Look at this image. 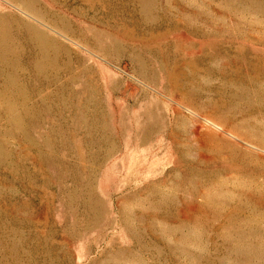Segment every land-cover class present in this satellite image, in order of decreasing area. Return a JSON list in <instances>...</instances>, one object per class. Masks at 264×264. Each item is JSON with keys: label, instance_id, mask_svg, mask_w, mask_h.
Returning a JSON list of instances; mask_svg holds the SVG:
<instances>
[{"label": "rangeland", "instance_id": "1", "mask_svg": "<svg viewBox=\"0 0 264 264\" xmlns=\"http://www.w3.org/2000/svg\"><path fill=\"white\" fill-rule=\"evenodd\" d=\"M0 264H264V0H0Z\"/></svg>", "mask_w": 264, "mask_h": 264}, {"label": "bare ground", "instance_id": "2", "mask_svg": "<svg viewBox=\"0 0 264 264\" xmlns=\"http://www.w3.org/2000/svg\"><path fill=\"white\" fill-rule=\"evenodd\" d=\"M173 74V73H172Z\"/></svg>", "mask_w": 264, "mask_h": 264}]
</instances>
